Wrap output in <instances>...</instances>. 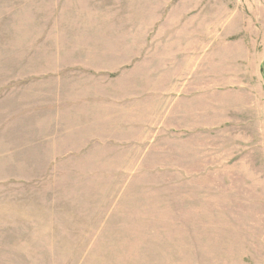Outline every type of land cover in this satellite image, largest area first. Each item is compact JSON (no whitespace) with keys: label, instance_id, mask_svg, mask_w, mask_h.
Returning <instances> with one entry per match:
<instances>
[{"label":"rangeland","instance_id":"rangeland-1","mask_svg":"<svg viewBox=\"0 0 264 264\" xmlns=\"http://www.w3.org/2000/svg\"><path fill=\"white\" fill-rule=\"evenodd\" d=\"M204 21L235 123L205 137L161 125L203 79L120 54L220 38ZM0 264H264V0H0Z\"/></svg>","mask_w":264,"mask_h":264},{"label":"crops","instance_id":"crops-1","mask_svg":"<svg viewBox=\"0 0 264 264\" xmlns=\"http://www.w3.org/2000/svg\"><path fill=\"white\" fill-rule=\"evenodd\" d=\"M184 28L181 30H192L191 25L183 24ZM196 30L208 31L209 29H216L217 31L223 32L213 36L210 40L208 35L204 33V38L200 40L199 44H194L192 41L189 44L176 45L169 48L168 55L163 48L156 46L146 45L145 42L136 41V45H127L123 47L120 51L121 56L125 53L132 52L135 54L137 64V70L133 71L135 73V78H145V79H203L204 80V90L196 93H192L189 88L185 89V92L178 94L185 96L173 97L170 100L169 113L163 116L161 125L167 124L170 119H178L179 127L175 129L179 132H189L198 133L204 130V137L208 134H214L218 130L224 131L225 127H233V120H225L224 112L230 110L224 106L225 100V72L224 71H208L204 70V65L209 63H225V28L224 24H214L205 22L198 26ZM148 30V28H147ZM131 47V48H130ZM135 48V50H134ZM124 52V53H123ZM74 55V53H73ZM67 62H77V60H66ZM124 61H122V66ZM191 64H194L192 66ZM199 64V66H198ZM196 68V69H195ZM199 68V69H198ZM211 80V82L209 81ZM220 81V82H219ZM172 92L176 94L177 89L173 88ZM181 104H191V113H188V108H185V115L181 112L183 108L180 107ZM195 104H199V108L193 107ZM199 110V114H198ZM179 111V116L176 114ZM196 113V115L194 114ZM81 117L80 115H75ZM80 119V118H79ZM102 126L107 130L106 118L99 119ZM142 126V125H141ZM176 128V127H175ZM90 133V132H89ZM218 134V133H217ZM112 139L107 138H96L88 140V144L92 142L102 144L111 148ZM138 221L144 223H160V222H175L176 218H171V216H161V215H141ZM167 217V218H166ZM174 219V220H171ZM178 221V220H176ZM179 222H187L186 220H181Z\"/></svg>","mask_w":264,"mask_h":264}]
</instances>
